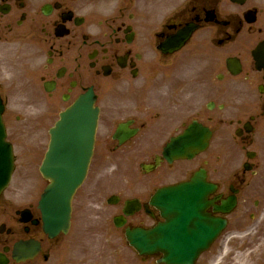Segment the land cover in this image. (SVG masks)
I'll use <instances>...</instances> for the list:
<instances>
[{"label": "flooded vegetation", "instance_id": "flooded-vegetation-1", "mask_svg": "<svg viewBox=\"0 0 264 264\" xmlns=\"http://www.w3.org/2000/svg\"><path fill=\"white\" fill-rule=\"evenodd\" d=\"M30 85L54 113L92 87L108 108L100 104L107 129L95 156L139 160V167L96 168L74 197L69 231L54 236L38 207L47 183L17 177L18 160L39 157L27 145L44 129L13 120L9 109ZM0 96L14 148L0 194V264H170L162 252L138 253L126 232L163 222L150 203L154 193L201 172L216 185L209 199L220 204L234 194L237 205L229 215L209 208L227 218L226 230L208 248L193 242L175 264H232L223 243L242 232L240 203L264 200V0H0ZM124 100L133 102L128 114L120 112ZM195 121L211 131L216 149L152 168ZM121 122L136 129L123 144L114 138ZM129 202L139 207L127 216Z\"/></svg>", "mask_w": 264, "mask_h": 264}, {"label": "water", "instance_id": "water-1", "mask_svg": "<svg viewBox=\"0 0 264 264\" xmlns=\"http://www.w3.org/2000/svg\"><path fill=\"white\" fill-rule=\"evenodd\" d=\"M98 118V109L94 107V101L88 95L81 97L75 105L62 114V119L51 132L52 141L49 149V153L45 164L42 167V171L45 176L51 177L53 180L54 192L52 197L44 202L48 206L51 205L52 211L49 217L46 219L47 226L59 227L63 224V221L69 214V202L72 193L81 184L88 168L94 143V136L96 132ZM195 133L191 132L187 137L194 136ZM200 136V134H197ZM202 136V135H201ZM181 142L177 141L170 145L171 153H183L190 149V147H203L205 143L200 141L189 144L184 139ZM200 139V137H199ZM171 190H168L171 193ZM188 197L181 200L178 204L180 210H183L179 216V232L177 239L179 241H185V248H190L192 241L203 240L205 235H210V239L213 238L212 234H209L210 227L206 223H197L199 231H193L188 229V225L191 226L193 217L197 215V194L196 190H187ZM172 193L160 196L158 204L161 207H166L165 216L171 215L172 207ZM230 205V204H228ZM215 222L214 220H211ZM173 222L169 220L166 224H163L156 229H153L148 235L154 236L152 245H149L150 241L145 238L131 237L133 244L143 250L155 249L161 242L169 241L173 239ZM202 231L204 234H200ZM212 231V230H211ZM218 232V230H217ZM216 233V232H215ZM214 233V234H215ZM135 234L143 235L142 231H137ZM158 236V237H157ZM157 237V238H155ZM160 237V238H159Z\"/></svg>", "mask_w": 264, "mask_h": 264}, {"label": "rangeland", "instance_id": "rangeland-1", "mask_svg": "<svg viewBox=\"0 0 264 264\" xmlns=\"http://www.w3.org/2000/svg\"><path fill=\"white\" fill-rule=\"evenodd\" d=\"M126 105H122L121 108L124 109ZM33 112L34 113V110L32 108H30V113ZM32 114V113H31ZM117 162V160H116ZM39 163V161H38ZM96 167V163L94 164L93 166V169ZM123 167V166H122ZM254 212H257L256 211V208L253 206H251V208L248 210V218H247V222H251L252 225L254 226V230H253V233L247 235V234H244L242 237H238L237 240H238V243L242 246L246 245L247 244V237L250 236V237H254L256 238L255 239V242H258V247H263L264 249V219H262V217L264 218V211L263 213L261 214V217L259 216L256 220V221H252L251 218L249 217L251 215V213H254ZM243 226L245 227L246 224H243ZM260 249V248H259ZM248 252V251H247ZM257 253V250L254 249L253 251V255ZM239 254V253H237ZM238 256V255H237ZM234 257L233 258V261H235L236 259H238V257ZM240 256V255H239ZM244 257V256H243Z\"/></svg>", "mask_w": 264, "mask_h": 264}]
</instances>
